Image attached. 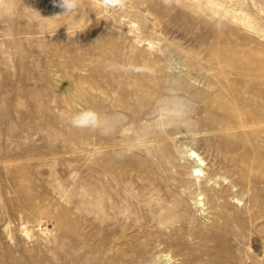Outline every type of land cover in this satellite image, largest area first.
<instances>
[{
  "label": "rangeland",
  "instance_id": "obj_1",
  "mask_svg": "<svg viewBox=\"0 0 264 264\" xmlns=\"http://www.w3.org/2000/svg\"><path fill=\"white\" fill-rule=\"evenodd\" d=\"M0 264H264V0H0Z\"/></svg>",
  "mask_w": 264,
  "mask_h": 264
},
{
  "label": "clouds",
  "instance_id": "obj_2",
  "mask_svg": "<svg viewBox=\"0 0 264 264\" xmlns=\"http://www.w3.org/2000/svg\"><path fill=\"white\" fill-rule=\"evenodd\" d=\"M59 3L64 9V14H72L79 7V0H59ZM73 27L77 28L78 24H74ZM63 118L73 128L90 130L102 128L100 115L91 108H82L74 113L66 114Z\"/></svg>",
  "mask_w": 264,
  "mask_h": 264
},
{
  "label": "bare ground",
  "instance_id": "obj_3",
  "mask_svg": "<svg viewBox=\"0 0 264 264\" xmlns=\"http://www.w3.org/2000/svg\"><path fill=\"white\" fill-rule=\"evenodd\" d=\"M192 156H193L194 158H196V160H197L199 163H203L201 157H200L195 151H193ZM196 173H197V175H201V173H203V171H202V169L197 168V169H196ZM153 207H154V206H153ZM153 207L142 206V208H144L145 210H155L156 208H153ZM155 207H156V206H155ZM117 214H119V213H117ZM163 214H167V213H166V212H163ZM122 215L125 216L126 214L123 213ZM124 218H125V217H124ZM118 221H121L120 215H119V220H118Z\"/></svg>",
  "mask_w": 264,
  "mask_h": 264
}]
</instances>
